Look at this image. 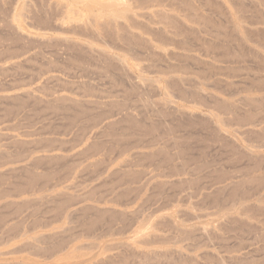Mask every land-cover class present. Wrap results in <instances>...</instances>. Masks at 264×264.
<instances>
[{
    "label": "rangeland",
    "instance_id": "obj_1",
    "mask_svg": "<svg viewBox=\"0 0 264 264\" xmlns=\"http://www.w3.org/2000/svg\"><path fill=\"white\" fill-rule=\"evenodd\" d=\"M0 264H264V0H0Z\"/></svg>",
    "mask_w": 264,
    "mask_h": 264
},
{
    "label": "bare ground",
    "instance_id": "obj_2",
    "mask_svg": "<svg viewBox=\"0 0 264 264\" xmlns=\"http://www.w3.org/2000/svg\"><path fill=\"white\" fill-rule=\"evenodd\" d=\"M55 248V247H54ZM59 248V247H58ZM60 249H61V247H60ZM45 250V249H44ZM43 251V250H42ZM47 252H49V251H47ZM52 252V251H51Z\"/></svg>",
    "mask_w": 264,
    "mask_h": 264
}]
</instances>
